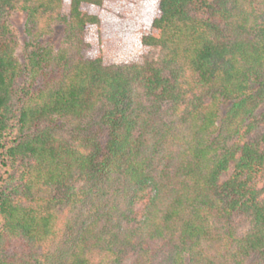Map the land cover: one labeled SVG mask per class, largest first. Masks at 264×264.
Instances as JSON below:
<instances>
[{
  "label": "trees",
  "instance_id": "obj_1",
  "mask_svg": "<svg viewBox=\"0 0 264 264\" xmlns=\"http://www.w3.org/2000/svg\"><path fill=\"white\" fill-rule=\"evenodd\" d=\"M133 1L0 0V264H264V0Z\"/></svg>",
  "mask_w": 264,
  "mask_h": 264
},
{
  "label": "rangeland",
  "instance_id": "obj_2",
  "mask_svg": "<svg viewBox=\"0 0 264 264\" xmlns=\"http://www.w3.org/2000/svg\"><path fill=\"white\" fill-rule=\"evenodd\" d=\"M152 2L135 0L132 6L127 8L122 17L117 18L116 30L112 38V45L115 50L118 47L122 51V56L118 57L120 62H142L151 53L145 54L141 44V36L147 32L152 24ZM26 15L19 11H13L9 15V24L17 39L16 56L21 64L26 63L25 42L28 36L25 32ZM115 24V23H114ZM67 36L64 24H56L51 31L45 33L44 39L50 41L57 48L61 46ZM20 84V82H19ZM65 126L71 127L72 123L63 121ZM4 168L0 164V175ZM227 175L223 176V179ZM0 217V228H1ZM129 264L130 259H127Z\"/></svg>",
  "mask_w": 264,
  "mask_h": 264
}]
</instances>
